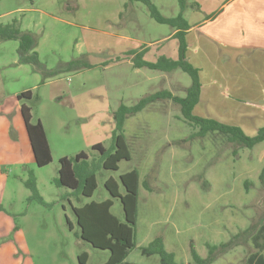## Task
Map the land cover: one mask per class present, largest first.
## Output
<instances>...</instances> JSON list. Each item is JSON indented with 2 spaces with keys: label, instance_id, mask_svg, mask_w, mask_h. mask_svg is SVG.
<instances>
[{
  "label": "rangeland",
  "instance_id": "1",
  "mask_svg": "<svg viewBox=\"0 0 264 264\" xmlns=\"http://www.w3.org/2000/svg\"><path fill=\"white\" fill-rule=\"evenodd\" d=\"M151 1L166 17L174 18L181 11L179 0ZM259 1L232 3L214 26L237 23L238 38L250 37L247 23L258 16ZM205 2L185 0L184 16L193 21L192 12L196 18L210 13L216 17L219 5L213 13L205 6L201 13L193 9ZM17 8L25 12L19 15ZM16 16L22 30L36 35L40 60L61 71L45 83L36 73L39 80L10 85L12 73L0 69L6 93L31 88L33 97L28 104L33 121L41 119L53 155L43 167L34 162L10 166L9 174L0 179V264H80L78 255L84 251L89 254L87 264H104L109 250L95 248L76 236L80 227L73 207L111 198L115 201L112 212L124 220L122 203L110 195L105 181L113 177L120 184V175L132 169L140 173L136 247L123 264H161L158 255L141 251L157 236L178 262L194 264L191 245L205 258L207 244L226 242L252 224L256 229L264 224L260 180L264 141L248 148L220 132L198 136L199 127L190 124L181 106L170 99L157 100L126 120L131 160H122L117 170L99 171L91 197L79 202L68 194V188L57 187L54 179L62 156L72 157L80 151L91 155L93 144H112L113 112L121 104L135 105L141 97L164 89L184 97L192 78L180 68L160 71L133 65L134 56L129 53L140 47H148L145 59L149 61L160 55L178 56L179 40L168 39L174 27L157 22L143 2L0 0V23L12 22ZM211 64L210 60L204 65L207 77L213 73ZM245 133L254 136L257 131ZM30 172L35 175L41 201L31 199L32 192L25 185ZM256 251L249 237L212 264H245Z\"/></svg>",
  "mask_w": 264,
  "mask_h": 264
},
{
  "label": "trees",
  "instance_id": "2",
  "mask_svg": "<svg viewBox=\"0 0 264 264\" xmlns=\"http://www.w3.org/2000/svg\"><path fill=\"white\" fill-rule=\"evenodd\" d=\"M129 1H140L146 4L151 17L159 23L169 24L174 27L176 32L171 38L179 40L177 58L160 56L156 61H149L145 59L148 47H142L141 50L129 53V55L134 56L133 65L137 68H149L160 71H172L180 68L191 76L192 83L187 88L184 97L164 89L141 97L135 105L121 104L113 112L115 128L112 132V144L109 147L99 142L92 145L91 155L86 151H81L75 156H65L59 159L58 176L54 179V183L57 187L68 188L70 190L68 194L75 196L79 202H82L83 197H91L97 189V173L99 171L103 169L117 170L122 160H131V152L125 137L126 120L157 100L170 99L178 103L181 106L184 118L193 126L199 127L198 132L195 133L198 136L220 132L228 135L231 141L248 148H253L264 141V127L260 128L256 135L249 136L239 126L194 114V107L200 100L202 83L200 80V69L195 67L187 57L188 43L186 35L191 26L184 17L185 0H179L181 11L174 18L161 14L158 7L151 0ZM7 40L19 41L18 54L20 63L29 64L36 72L40 73L42 75V83L60 74L61 68H49L40 60L39 53L36 50L38 45L36 35L30 31L21 30L17 20L10 24L0 25V42ZM71 66L70 62L66 67L70 68ZM17 97L22 105V116L35 156V164L38 167L46 166L51 163L53 155L41 119L33 121L32 107L28 104V100L32 99L33 93L27 90L19 93ZM236 152L237 150H235ZM29 174L25 185L32 192L31 199L35 198L41 201L42 197L36 186L35 175L33 172ZM260 180L264 185V167L260 174ZM143 184L146 188H150L148 181L144 180ZM121 185L123 191L121 190ZM249 185L250 183L246 181L247 188ZM105 187L113 198L119 199L122 203L124 220L112 212L115 203L113 199L92 200L82 206L73 207V212L80 227V232L76 233V236L90 243L95 248L109 250V258L104 264H123L132 249L136 247L140 173L138 169H132L121 174L120 184L113 177H110L105 181ZM0 210H3L1 204ZM70 228H72L71 224ZM249 237L252 238L257 251L248 256L245 264H264V224L257 229L252 224L248 228L240 230L226 242L207 244L209 253L205 258L200 256L194 246L191 245L194 264H212L222 255L243 245ZM141 251L142 254L147 256L158 255L161 264H184L178 262L175 255L166 249L164 239L161 236H157L148 246L143 247ZM88 258L89 254L85 251L78 255L80 264H87Z\"/></svg>",
  "mask_w": 264,
  "mask_h": 264
},
{
  "label": "crops",
  "instance_id": "3",
  "mask_svg": "<svg viewBox=\"0 0 264 264\" xmlns=\"http://www.w3.org/2000/svg\"><path fill=\"white\" fill-rule=\"evenodd\" d=\"M237 1L206 0L205 4L193 6V9L199 10L200 13L203 11V6L207 8L208 13H213L216 12L215 8L219 5L216 10L220 13L216 17L210 16V13L208 17L196 18L199 16L192 12L191 17L195 18L193 21L192 18L187 19L184 16L191 26L186 35L187 57L195 67L200 69L202 83L200 100L194 107V114L239 126L244 132H258L260 128L264 127V0L259 1L258 16H252L247 23L250 37H245L243 40L238 38L237 23L228 25L222 23L214 26L218 19L226 13V9ZM252 1L255 3L257 0H247V4ZM16 12L20 15L25 10L17 8ZM15 20L18 21L22 30L20 19L17 16L13 18L12 22L0 23V25L13 23ZM253 20L256 21L253 22ZM175 32L176 30L169 35L168 39ZM18 46V40L0 42V52L2 53L0 69L3 68L8 73H12L10 85H24L27 79L32 80V78L39 80L40 77L36 74L38 72L31 65L20 63ZM14 47L16 48L15 54L12 52ZM141 49L142 47H140ZM160 56L168 57L167 55ZM206 60L212 61L210 65L213 70L211 77H207L206 74L204 67ZM220 65L226 66V69ZM4 86L0 74L1 180L5 177V173L9 174L10 166L17 167L35 163V156L22 116V105L17 97L19 93L31 88L17 89L14 92L6 93L3 89Z\"/></svg>",
  "mask_w": 264,
  "mask_h": 264
}]
</instances>
